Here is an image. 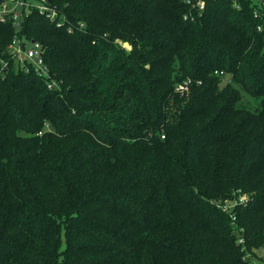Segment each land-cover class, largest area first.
Returning <instances> with one entry per match:
<instances>
[{
	"label": "trees",
	"instance_id": "trees-1",
	"mask_svg": "<svg viewBox=\"0 0 264 264\" xmlns=\"http://www.w3.org/2000/svg\"><path fill=\"white\" fill-rule=\"evenodd\" d=\"M46 1L60 18H0V264H250L264 250L258 5ZM16 38L42 46L47 77L14 58Z\"/></svg>",
	"mask_w": 264,
	"mask_h": 264
},
{
	"label": "built area",
	"instance_id": "built-area-1",
	"mask_svg": "<svg viewBox=\"0 0 264 264\" xmlns=\"http://www.w3.org/2000/svg\"><path fill=\"white\" fill-rule=\"evenodd\" d=\"M37 4H33L30 0H3L0 5V18L1 20H11L19 28L21 22L25 17H27L31 8H35L39 11L40 14L45 15L52 19H58L61 17L59 11L47 4L46 0H37ZM189 3L194 4L200 10L205 8L204 0H187ZM258 7L257 11H260L264 14V0H259L255 2ZM21 7L23 10L18 12L17 9ZM27 8V9H26ZM25 9V10H24ZM27 11V12H26ZM82 26H84L82 24ZM261 30V27H259ZM23 44H25V49H23ZM9 50L23 66L32 67L35 71L43 77H47L48 70L44 61V50L39 43L34 41H22L21 39L16 38L13 43L10 45ZM55 84H49V87L52 88ZM178 91H185L186 86L180 85L177 89ZM245 198L242 199L244 201ZM240 243H243V240H240ZM251 257L248 255V258ZM250 264H256L254 262Z\"/></svg>",
	"mask_w": 264,
	"mask_h": 264
},
{
	"label": "rangeland",
	"instance_id": "rangeland-1",
	"mask_svg": "<svg viewBox=\"0 0 264 264\" xmlns=\"http://www.w3.org/2000/svg\"><path fill=\"white\" fill-rule=\"evenodd\" d=\"M30 1L33 4H37L38 3L37 0H30ZM252 2H254V3L255 2H259V0H253ZM22 10L23 9L21 7H19L17 9L18 12H21ZM263 17H264V15H263ZM124 46L127 47V48H130V46L128 44H124ZM222 80H223V82L221 84V87H224L227 83L230 82L231 77L229 75H227V76H224ZM242 96H243V104L246 105L249 109L256 110L261 104V100L252 98L251 96L247 95L244 92H242ZM229 208L231 209L232 206L230 205ZM248 260H250L251 263L254 262L256 264H264V250L263 251H259L256 254H254V256L249 257Z\"/></svg>",
	"mask_w": 264,
	"mask_h": 264
},
{
	"label": "water",
	"instance_id": "water-1",
	"mask_svg": "<svg viewBox=\"0 0 264 264\" xmlns=\"http://www.w3.org/2000/svg\"><path fill=\"white\" fill-rule=\"evenodd\" d=\"M23 49H25V44H23Z\"/></svg>",
	"mask_w": 264,
	"mask_h": 264
}]
</instances>
